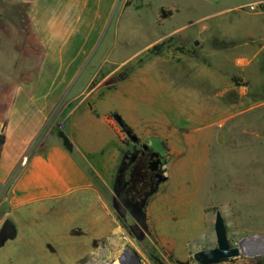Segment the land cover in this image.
I'll return each mask as SVG.
<instances>
[{"label": "rangeland", "instance_id": "374dc122", "mask_svg": "<svg viewBox=\"0 0 264 264\" xmlns=\"http://www.w3.org/2000/svg\"><path fill=\"white\" fill-rule=\"evenodd\" d=\"M18 1L0 0L1 123L15 87L30 83L39 67V57L26 58V41L13 20L17 5H29ZM251 1L134 0L125 10L128 12L115 16L81 81L105 51L113 61L120 58L121 62H130L104 81L103 86L109 90H116L118 81L129 74L128 83L135 81L139 87L148 88L144 91L147 97L157 96L149 71L159 58L177 61L178 77L194 78L196 83L193 93H187L182 89L184 79L179 82L177 108L172 115L159 116L158 108L129 98L133 106L138 105L146 113L141 128H130L142 143L156 146L164 163L162 176L167 177L146 197L141 196L139 216L114 207L115 166L130 139L111 116L120 133V153L115 154L111 170H104L102 179L98 176L95 183L108 204L114 229L110 237L97 242L95 252L77 264H198L193 258L195 251L217 246V210L225 218L231 243L241 245L244 252L226 264H254L256 259L264 258V141L258 144L260 147L250 144L257 133L259 141L264 138V1L250 4L256 5L254 11L250 5L241 9L262 19L257 24L263 29L248 37L247 44L227 33L203 31L206 26L212 28L214 22L233 19L235 7ZM137 5L142 8L135 9ZM222 30L225 32L224 27ZM168 33L173 34L166 36ZM207 69L211 79L221 81L224 93L219 97L210 94L211 98L206 99L204 94L202 98L200 78ZM104 77L100 73L91 87ZM127 87L126 82L114 100L127 93ZM115 106L122 115V102ZM58 122L47 136L49 142L55 129L60 128ZM241 134L244 144L240 143L239 150L236 143ZM8 193L0 191V233L9 227L0 240V264H54L55 259L64 264L61 251L51 252L49 237L43 234L45 230L63 228L46 218L32 222L26 243L13 240L5 245L17 231L8 216ZM95 215L100 224L108 222L110 226V216L104 209L99 208ZM68 228L79 245L91 237L82 220Z\"/></svg>", "mask_w": 264, "mask_h": 264}, {"label": "crops", "instance_id": "0c3cea01", "mask_svg": "<svg viewBox=\"0 0 264 264\" xmlns=\"http://www.w3.org/2000/svg\"><path fill=\"white\" fill-rule=\"evenodd\" d=\"M262 1L240 4L235 7L233 19L214 22L212 28L206 26L203 31L210 32L211 29L214 33H227L247 44L248 37L263 29L257 24L262 19L241 9ZM126 2L18 1L31 6L32 28L43 46L44 58L33 80L15 87L6 119L0 122V135L3 132L5 137L0 159V191H9L8 216L17 230L5 245L13 240L26 243L32 222L46 218L63 228L62 231L45 230L43 234L49 237L51 252L61 251L64 264H77L95 252L97 242L110 237L114 229L108 204L95 181L98 176L102 179L104 170H111L114 156L121 147L119 130L111 119L112 114L118 112L115 105L122 102L125 107L122 117L127 126L135 130V126L141 128L146 113L137 108L138 105L133 106L129 98L153 105L160 110L159 116L172 115L177 108L179 82L184 79L182 89L185 92L194 91V78L178 77L177 61L160 58L153 61V70L149 71L157 96L147 97L144 91L148 88L139 87L141 85L135 81L128 83L129 74L118 81L116 90H109L103 86L104 81L121 68H127L130 62L126 64L120 58L113 61L105 51L97 57L95 66L81 81L117 13L122 16L128 12L125 11ZM100 73H104L105 77L91 87ZM216 78H210L208 69L206 74L203 73L199 85L202 98L204 94L207 99L211 98L210 94L215 98L224 93L220 88L221 81ZM126 82L128 92L114 100ZM57 122L73 143V153L64 148L55 133L50 136L49 142L47 136ZM99 208L110 216L109 227L108 222L100 224L97 221L95 214ZM80 220L91 235L81 245L72 238V231L68 228L74 227ZM100 228L102 231L99 234ZM55 260L54 264H60L59 259Z\"/></svg>", "mask_w": 264, "mask_h": 264}, {"label": "flooded vegetation", "instance_id": "af4514ba", "mask_svg": "<svg viewBox=\"0 0 264 264\" xmlns=\"http://www.w3.org/2000/svg\"><path fill=\"white\" fill-rule=\"evenodd\" d=\"M121 155H123L122 160L115 166L117 177L114 187L116 193L114 207L118 211L123 210L139 216L138 206L141 196L146 197L163 182L162 155L156 150V146L142 143L140 139L137 142L130 140ZM8 229V226L2 229L0 240L5 237Z\"/></svg>", "mask_w": 264, "mask_h": 264}, {"label": "water", "instance_id": "95a60500", "mask_svg": "<svg viewBox=\"0 0 264 264\" xmlns=\"http://www.w3.org/2000/svg\"><path fill=\"white\" fill-rule=\"evenodd\" d=\"M195 44L197 45L198 43ZM112 117L114 121L124 130L126 136L130 140L137 142V135L134 134L131 128L127 127L122 115L118 112H114ZM162 181L166 182L167 177H164ZM214 231L216 235L217 246L212 249L195 251L193 254L195 262L198 264H226L244 255L241 245L234 246L231 243L226 221L220 210H217L216 212Z\"/></svg>", "mask_w": 264, "mask_h": 264}, {"label": "trees", "instance_id": "16d2710c", "mask_svg": "<svg viewBox=\"0 0 264 264\" xmlns=\"http://www.w3.org/2000/svg\"><path fill=\"white\" fill-rule=\"evenodd\" d=\"M133 1L134 0H127V2L125 3V8L130 7ZM141 8L142 6L140 5L135 6V9L137 10ZM30 15H31V6L30 5L25 6L23 4H19L16 6V11L13 13V20L19 32L23 34V38L26 41V50H25L26 58L33 59L39 57V64H40V62L44 58V49L39 39L37 38L35 32L33 31ZM55 135L61 140L64 148L68 152L73 153L74 151L73 143L61 128H57L55 130ZM4 142H5V137H4V133L2 132L0 135V159H1ZM253 262L254 264H264V258H258Z\"/></svg>", "mask_w": 264, "mask_h": 264}, {"label": "bare ground", "instance_id": "6f19581e", "mask_svg": "<svg viewBox=\"0 0 264 264\" xmlns=\"http://www.w3.org/2000/svg\"><path fill=\"white\" fill-rule=\"evenodd\" d=\"M244 135V134H243ZM243 135L241 134V135H239V136H237V143H236V146H238L237 148H239L240 146L239 145H241L240 143L242 142V144H244V141H243ZM259 135L260 134H256V136H255V138H253V140H251L250 141V144H253V143H256L257 145L259 144V143H261L262 141H264V138L262 137V139L259 141L258 139H257V137H259ZM245 138V137H244ZM242 139V140H241ZM246 139H248V138H246ZM243 146H245V145H243ZM255 146V145H254ZM253 146V147H254ZM259 146V145H258ZM252 147V146H251ZM260 147V146H259ZM261 147H263V146H261ZM242 148V147H241ZM241 148H239V150L241 149ZM244 148V147H243ZM249 148V147H248ZM250 149V148H249ZM243 150V149H242ZM247 150V149H246ZM251 150H255V149H251ZM225 152V151H224ZM223 152V153H224ZM236 152H238V149H237V151ZM235 152V153H236ZM241 152H243V151H241ZM263 152V151H262ZM260 154V153H259ZM224 155H225V153H224ZM243 155V154H242ZM255 155V154H254ZM257 155H258V153H257ZM244 156V155H243ZM245 157V156H244ZM243 157H241L240 159H242ZM255 158V157H254ZM259 158V157H258ZM263 158V157H262ZM246 159V158H245ZM260 159V158H259ZM251 160H252V157H251ZM258 160V159H257ZM241 161H243L244 162V160L242 159ZM255 161V160H254ZM259 161V160H258ZM260 162V161H259ZM256 163H258V162H256ZM254 165H256V164H254ZM259 166V165H258ZM260 167V166H259ZM260 169V168H259ZM257 170V169H256ZM259 173V172H258ZM256 180V179H255ZM257 180H259V179H257ZM260 190V189H259Z\"/></svg>", "mask_w": 264, "mask_h": 264}, {"label": "built area", "instance_id": "2783aa9c", "mask_svg": "<svg viewBox=\"0 0 264 264\" xmlns=\"http://www.w3.org/2000/svg\"><path fill=\"white\" fill-rule=\"evenodd\" d=\"M249 8L254 11L256 8V5H250Z\"/></svg>", "mask_w": 264, "mask_h": 264}]
</instances>
